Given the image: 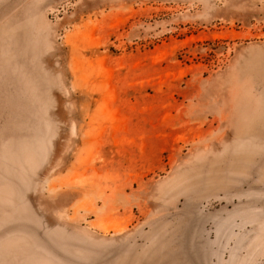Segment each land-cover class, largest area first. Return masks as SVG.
Returning a JSON list of instances; mask_svg holds the SVG:
<instances>
[{
	"label": "rangeland",
	"instance_id": "374dc122",
	"mask_svg": "<svg viewBox=\"0 0 264 264\" xmlns=\"http://www.w3.org/2000/svg\"><path fill=\"white\" fill-rule=\"evenodd\" d=\"M0 264H264V0H0Z\"/></svg>",
	"mask_w": 264,
	"mask_h": 264
}]
</instances>
